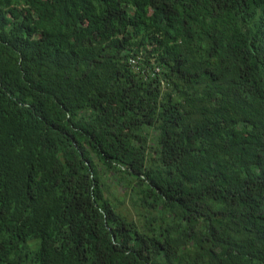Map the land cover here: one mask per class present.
Returning a JSON list of instances; mask_svg holds the SVG:
<instances>
[{
	"label": "trees",
	"instance_id": "16d2710c",
	"mask_svg": "<svg viewBox=\"0 0 264 264\" xmlns=\"http://www.w3.org/2000/svg\"><path fill=\"white\" fill-rule=\"evenodd\" d=\"M0 264H264V0H0Z\"/></svg>",
	"mask_w": 264,
	"mask_h": 264
},
{
	"label": "rangeland",
	"instance_id": "374dc122",
	"mask_svg": "<svg viewBox=\"0 0 264 264\" xmlns=\"http://www.w3.org/2000/svg\"><path fill=\"white\" fill-rule=\"evenodd\" d=\"M108 182L110 183V187L107 196L114 202L122 201L121 209L132 210L133 212H131L133 213V215H135V210L132 207L133 205L131 202V195L126 193L127 190L125 189V187L116 184V182L112 181V179L108 180ZM128 193H130V191H128Z\"/></svg>",
	"mask_w": 264,
	"mask_h": 264
},
{
	"label": "built area",
	"instance_id": "2783aa9c",
	"mask_svg": "<svg viewBox=\"0 0 264 264\" xmlns=\"http://www.w3.org/2000/svg\"><path fill=\"white\" fill-rule=\"evenodd\" d=\"M134 62V61H133Z\"/></svg>",
	"mask_w": 264,
	"mask_h": 264
}]
</instances>
